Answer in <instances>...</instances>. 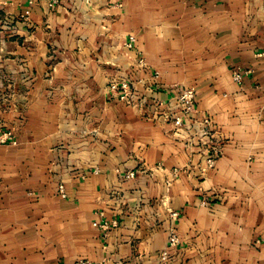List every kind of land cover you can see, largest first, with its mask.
<instances>
[{
	"label": "crops",
	"instance_id": "crops-1",
	"mask_svg": "<svg viewBox=\"0 0 264 264\" xmlns=\"http://www.w3.org/2000/svg\"><path fill=\"white\" fill-rule=\"evenodd\" d=\"M29 2L0 0V264H159L173 226L169 264H264V0H33L27 21ZM120 75L192 85L195 111L152 119ZM205 116L225 140L206 170Z\"/></svg>",
	"mask_w": 264,
	"mask_h": 264
},
{
	"label": "built area",
	"instance_id": "built-area-1",
	"mask_svg": "<svg viewBox=\"0 0 264 264\" xmlns=\"http://www.w3.org/2000/svg\"><path fill=\"white\" fill-rule=\"evenodd\" d=\"M59 0H49V4L53 6ZM33 0H30L29 5L24 9L22 14L24 20L28 21L31 13V5ZM136 40L134 33L128 34L125 41L127 47H133ZM140 66L146 64L145 58L140 57L138 60ZM158 75V72L156 73ZM234 78L238 81L242 79L241 72L239 70L234 71ZM110 92L113 96L120 100L126 101L128 104L143 109L146 115L152 119L164 120L171 122L175 127H182L186 125V119L190 114L195 111L196 103V90L194 86L188 84H175L171 87L173 96L168 99H160L159 97L147 94L146 92L139 91L132 83L128 76L120 75L114 78L109 83ZM199 126L197 129V140L202 150L206 153V166L203 167L206 170L209 167H213L216 159L222 153V146L224 138L213 136V121L210 116H205L201 122L197 123ZM18 137L16 130L13 127L0 126V145L17 144ZM181 168H174L173 175L176 177L180 174ZM137 172L130 170L127 172L125 178H134ZM170 180H168L169 182ZM59 192L62 196H66V188L64 183L58 185ZM103 213V212H102ZM173 219L179 217L178 211H171ZM100 227L104 234L110 230L111 227L118 225L117 219L104 220L101 222ZM180 242V237L175 226H173L168 232V242L165 248L158 253L159 264H169L171 260V249ZM73 264H96L95 262L87 258H79Z\"/></svg>",
	"mask_w": 264,
	"mask_h": 264
},
{
	"label": "rangeland",
	"instance_id": "rangeland-1",
	"mask_svg": "<svg viewBox=\"0 0 264 264\" xmlns=\"http://www.w3.org/2000/svg\"><path fill=\"white\" fill-rule=\"evenodd\" d=\"M15 23V22H14ZM13 24V23H12Z\"/></svg>",
	"mask_w": 264,
	"mask_h": 264
}]
</instances>
